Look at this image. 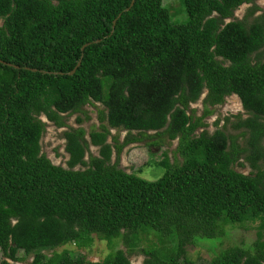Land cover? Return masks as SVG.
Returning <instances> with one entry per match:
<instances>
[{
	"label": "trees",
	"instance_id": "trees-1",
	"mask_svg": "<svg viewBox=\"0 0 264 264\" xmlns=\"http://www.w3.org/2000/svg\"><path fill=\"white\" fill-rule=\"evenodd\" d=\"M180 1L182 22L165 0H135L129 11L132 0H0V264H134L124 250L98 262L44 252L87 249L96 235L134 253L152 230L175 247L169 257L143 250L144 264H183L198 237L246 221H260L253 245L206 264H264V10L228 21L255 0ZM203 95L197 117L191 105ZM231 96L247 117L210 134L204 120ZM97 104L107 111L100 130L89 140L82 128L65 132L68 168L53 164L42 117L64 127L63 115ZM112 129L129 133L115 147ZM152 138L178 140L183 162L165 155L155 181L111 163L115 148ZM91 146L99 155L86 160Z\"/></svg>",
	"mask_w": 264,
	"mask_h": 264
},
{
	"label": "rangeland",
	"instance_id": "rangeland-1",
	"mask_svg": "<svg viewBox=\"0 0 264 264\" xmlns=\"http://www.w3.org/2000/svg\"><path fill=\"white\" fill-rule=\"evenodd\" d=\"M165 4L170 8L174 22H182L188 19L186 9L180 0H165ZM254 6H258L260 11L254 12ZM263 10L264 0H255L254 2L242 5L234 12L233 18L228 21L244 20L245 18L248 21H252L254 18L260 16ZM2 24L3 21L0 20V25ZM204 97L205 95H203L198 103L191 105V110L196 111L197 117L204 115L205 110L202 103ZM84 110L85 112L63 115L64 127H59L56 123L48 121L45 116L42 117L43 122L46 124L42 139V152L53 164L68 168L67 162L70 156L66 151L67 140L64 137L65 132L82 128L86 131V138L89 140L90 133L99 131L102 127L101 117L104 115L102 112L107 113L102 104H97L96 106L87 105ZM212 110L213 114L204 120L208 124L207 130L210 134H213L218 128L221 129L224 126L225 118H231V121L234 122L236 120L234 116L242 115L243 118L247 117V113L237 96L228 97L224 104L212 108ZM218 121L220 123L216 127L215 123ZM229 128L228 133L232 135L238 133L234 132L230 125ZM138 134L139 132L137 131L133 132V135ZM148 134L152 136L156 135V132H149ZM128 135V131L112 129L109 143L115 147L114 137L118 136L122 144ZM157 139H146L142 142L130 144L123 149L120 155H117L115 148L111 163L117 164L119 168L127 173H136L139 177L148 181H155L161 178L166 173V169L161 165L162 160L165 159V155L169 157L172 164L182 163L183 158L177 152L178 140L170 142L167 139ZM156 140L160 141L161 144H155ZM90 155L98 156L99 148L91 146L86 155V160L89 159ZM77 169H81V167L79 166ZM237 170L247 175L251 174V169L248 167H237ZM259 227L260 221H246L242 224L229 225L222 236L215 238L198 237L193 245L186 247L183 264H206L222 253L223 250L232 246L249 248L258 239ZM152 231L143 232L139 235L138 245L134 253H129L121 239L116 238L113 241H106L94 235L93 245L87 249H78L74 245L68 244L55 250L46 251L44 254L52 256L54 253L62 254L67 251L69 254L71 252V255L75 258L98 262L106 259L109 254L117 250H124L134 264H144L147 256L143 250H159L164 257H169L171 254H168L167 251L175 247L171 238L165 237L157 231ZM19 256L23 258L24 253L20 252ZM0 257H2L1 252ZM32 261L33 257H26L24 262L17 264H31Z\"/></svg>",
	"mask_w": 264,
	"mask_h": 264
},
{
	"label": "water",
	"instance_id": "water-1",
	"mask_svg": "<svg viewBox=\"0 0 264 264\" xmlns=\"http://www.w3.org/2000/svg\"><path fill=\"white\" fill-rule=\"evenodd\" d=\"M134 3H135V0H132L131 6H130L126 11H129V10L133 7ZM83 49H84V48H83ZM79 65H80V63H79ZM79 65H78V66H79ZM78 66H77V67H78ZM75 71H76V69L73 70V71L70 73V75L74 74Z\"/></svg>",
	"mask_w": 264,
	"mask_h": 264
}]
</instances>
